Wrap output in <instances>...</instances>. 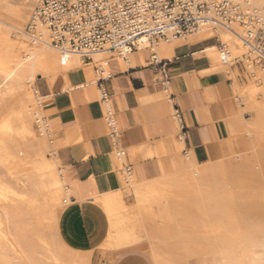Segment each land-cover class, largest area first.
I'll return each mask as SVG.
<instances>
[{"label": "bare ground", "instance_id": "6f19581e", "mask_svg": "<svg viewBox=\"0 0 264 264\" xmlns=\"http://www.w3.org/2000/svg\"><path fill=\"white\" fill-rule=\"evenodd\" d=\"M33 1L24 0L21 6L13 7L9 0H0L1 6H8L7 15L0 13V264H89L85 256L67 247L57 231L59 213L73 187L65 184L64 168L55 155V122L52 124L43 111L44 100L34 85L37 76L53 81L58 70L73 68L83 59L53 46L41 23H34L35 36L29 35L25 25L33 12ZM238 1L242 5L249 2L264 24V0ZM239 33L236 24L230 29L202 24L188 37H216L229 50V61L223 62L217 45L206 49L209 54H218L206 71L225 70L233 79L230 91L237 112L228 121L232 138L219 141L224 156L200 162L188 151L183 154L182 167L142 182L134 174L123 178L122 172H116L123 191L92 199L109 218V231L101 245L104 251L138 246L154 264H190L204 258L220 264H264V209H243L240 201L236 204L238 198L254 196L264 202V66L251 61ZM183 38L169 34L154 44L156 60L169 58L173 43ZM142 49L149 48L142 44L137 50ZM131 53L122 57L96 51L90 61L109 55L123 64ZM101 61L96 67L106 70L107 59ZM237 61L251 76L241 86L231 69L234 65L239 69ZM102 105L112 110L109 98ZM246 111L252 113L250 119L243 116ZM115 154L121 167L129 163L122 148ZM245 168L253 171L245 174ZM246 175L251 180L244 178ZM259 186L262 189L256 193ZM128 192L134 195V210L124 214L122 196ZM252 212L258 215L251 216ZM138 232L141 239L134 238ZM20 244L26 249H20ZM65 249L73 253L69 260Z\"/></svg>", "mask_w": 264, "mask_h": 264}, {"label": "crops", "instance_id": "0c3cea01", "mask_svg": "<svg viewBox=\"0 0 264 264\" xmlns=\"http://www.w3.org/2000/svg\"><path fill=\"white\" fill-rule=\"evenodd\" d=\"M188 37L173 43L169 58L158 59L165 61L167 78L162 70L148 67L150 50L142 49L133 51L123 64L120 59L108 58L102 77H111L99 83L98 78L91 79L92 61L84 60L66 71L58 70L53 81L40 77L34 82L37 94L44 100L43 111L52 124L55 122V155L64 168L68 186L73 187L69 202L59 213L57 231L67 247L85 256L89 264H154L138 246L106 249L102 254L109 218L92 199L123 191L116 179V172H121L115 156L117 146L131 164V174L142 182L182 167L183 154L188 151L200 162L221 158L224 152L220 142L232 138L228 121L237 112L230 91L232 81L225 82V70L206 71L218 57L206 49L217 44L198 46L214 37ZM231 69L240 75L237 66ZM39 82L44 84V91L39 90ZM99 84L109 93L120 130L116 143L102 116L105 107L99 101ZM204 143L207 159L201 157ZM122 200L124 214L134 210L131 192L123 194Z\"/></svg>", "mask_w": 264, "mask_h": 264}, {"label": "built area", "instance_id": "2783aa9c", "mask_svg": "<svg viewBox=\"0 0 264 264\" xmlns=\"http://www.w3.org/2000/svg\"><path fill=\"white\" fill-rule=\"evenodd\" d=\"M247 3L242 5L238 0H39L25 29L34 37V23L43 24L53 46L62 52H74L84 61H90L96 51L125 57L146 44L151 54L150 64L165 68V61L156 60L152 47L169 34L185 36L202 24L229 29L236 24L251 61L264 66V24L256 9ZM218 42L220 58L228 62L229 50ZM94 69L102 74L96 66ZM162 73L167 78L165 69ZM110 77L100 76L96 83ZM99 92V101L106 103L109 93L101 84ZM102 116L109 136L116 143L119 129L114 112L105 106ZM181 132L186 139L183 125ZM116 151L120 152L119 146ZM130 165H122L126 174L131 173Z\"/></svg>", "mask_w": 264, "mask_h": 264}, {"label": "rangeland", "instance_id": "374dc122", "mask_svg": "<svg viewBox=\"0 0 264 264\" xmlns=\"http://www.w3.org/2000/svg\"><path fill=\"white\" fill-rule=\"evenodd\" d=\"M10 1H15L16 3H12V2H10ZM17 1L19 2V3H17ZM24 2V0H9V3H11V5L13 6V7H18V6H21L22 5V3ZM37 2H38V0H34L33 1V4H32V9H34V7L36 6V4H37ZM32 11V10H31ZM0 13H2V14H4V15H7L8 14V6L7 5H3V6H1L0 5ZM27 25V24H26ZM26 25H25V27H26ZM14 36V34L13 33H11V37L12 38H14L13 37ZM189 36V34H187V35H185V36H183V37H185V38H187ZM209 42H214V43H216L217 44V46H218V44H219V42H218V40L216 39V37H214V38H212V39H209V40H207V41H205V42H202L201 44H198V46L199 45H204L205 43H209ZM108 59L109 58V55H104L103 56V58L102 59ZM102 59H100V60H96V61H94L93 62V65H95V66H99L100 64H102ZM149 59V58H148ZM239 73H240V75H237V73L235 72V70H234V73H235V76H236V79H237V81H238V84L241 86V85H244V84H246V83H248L250 80H251V76L248 74H245V68L242 66V64H241V62H239ZM148 67H152V68H155V69H160V70H163V69H165V68H160V66L159 65H155V64H149L148 65ZM90 70H91V73H92V80L94 81V80H96L97 78H99L100 76H103V74H101V73H95L94 72V70H93V68H92V66H90ZM224 71V70H223ZM166 72V71H165ZM165 75H166V73H165ZM38 78H40V76H37V78L35 79V80H37ZM224 78H225V82L226 83H230L231 81H233V79H230L229 78V76L228 75H226V74H224ZM38 88H39V90L40 91H44V84H42L41 82H39L38 83ZM16 106V108H18V106L17 105H15ZM46 114V113H45ZM251 115H252V113H250V112H244V114H243V116L244 117H246V119H250L251 118ZM204 145H205V143H204ZM245 148H247L246 146H245ZM48 156H51L50 154H47ZM201 157H202V159H207L208 157H209V155H208V153H207V151H206V145H205V153L203 154V155H201ZM117 168H119L120 169V171L122 172V177L123 178H125L126 177V173H125V171H124V169L121 167V164H117ZM246 169V172L247 171H249V172H245V174H248V173H251V171H253V170H249V169H247V168H245ZM250 175V174H249ZM242 176H244V175H241V177ZM256 176V175H255ZM252 177H254V176H252ZM244 178H246L248 181L249 180H251V179H249V176L247 177V175H246V177H244ZM65 184H68V182L66 181L65 182ZM262 185V184H261ZM261 189H262V187L261 186H259L258 188H256L255 189V192L256 193H258V192H260L261 191ZM258 190V191H257ZM125 194V193H124ZM65 199H67L68 201H66V202H63V203H65V204H67L68 202H69V199L68 198H65ZM246 199V198H245ZM244 198H238L237 199V203L236 204H241L242 203V207H240V205H238L237 207H240V208H245V209H254V207H255V210H258V208L259 209H264V202L261 200V199H259V198H257L256 196H254V197H248V199H246L245 200ZM244 200V201H243ZM250 200V201H249ZM238 201H240V202H238ZM245 203V201H246V203L244 204L243 202ZM259 201H262V202H260V204H259ZM253 203V204H249V203ZM254 202L257 204H254ZM244 204V205H243ZM246 205V206H245ZM250 205V206H249ZM243 206H245V207H243ZM258 206V207H257ZM248 207V208H247ZM262 207V208H261ZM262 209V210H263ZM255 214H257V213H254L253 214V212H252V214H251V216H256ZM258 215V214H257ZM132 228V227H131ZM130 228V229H131ZM134 229V228H133ZM119 233V235H118V237H120V232H118ZM117 235H115V237L114 238H116L115 239V243H117V242H119L118 241V239H117ZM134 238H138V239H141V234H140V232H138V234L134 237ZM118 247H115L114 249L116 250ZM120 248V247H119ZM122 248V247H121ZM20 249H26L25 248V245L24 244H20ZM104 253V250H102V254ZM73 253H72V251L71 250H69V249H65V251H64V256H65V258L67 259V260H69L70 259V257H71V255H72ZM106 259V258H105ZM93 264V263H92ZM95 264V263H94ZM99 264H105V263H99ZM190 264H220V263H218L215 259L213 260L212 258H207V259H201L200 261H198V260H193V261H191L190 262Z\"/></svg>", "mask_w": 264, "mask_h": 264}]
</instances>
